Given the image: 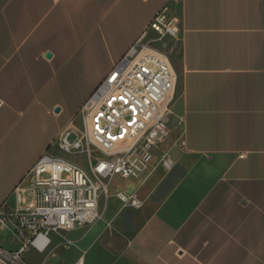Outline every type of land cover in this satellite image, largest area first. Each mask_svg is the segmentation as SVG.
Returning a JSON list of instances; mask_svg holds the SVG:
<instances>
[{
    "label": "crops",
    "instance_id": "crops-1",
    "mask_svg": "<svg viewBox=\"0 0 264 264\" xmlns=\"http://www.w3.org/2000/svg\"><path fill=\"white\" fill-rule=\"evenodd\" d=\"M166 6L180 21L173 116L185 144L171 153L175 172H156L164 175L148 217L131 255L116 264H264V0H0V207L17 209L38 162L24 163L34 140L31 129L15 130L14 118L26 104L56 119L65 112L56 113L60 103L50 96L41 100L55 65L105 66L103 81L133 44L154 34L149 26ZM20 247L10 232L0 234L4 251ZM58 250L48 248L40 262L32 261L34 249L22 258L89 264L88 252L70 261Z\"/></svg>",
    "mask_w": 264,
    "mask_h": 264
},
{
    "label": "built area",
    "instance_id": "built-area-1",
    "mask_svg": "<svg viewBox=\"0 0 264 264\" xmlns=\"http://www.w3.org/2000/svg\"><path fill=\"white\" fill-rule=\"evenodd\" d=\"M149 29L156 38L146 41L145 33L130 47L81 108V128L72 124L55 144L63 153L85 155L89 169L49 149L34 166L30 185L23 190L27 197L19 199L17 209L0 207V234L10 232L21 242L16 252L0 248L2 264H27L22 254L30 249L44 253L52 234L63 237L102 220L116 178L148 180L158 170L170 174L175 169L177 162L162 145L171 135L179 80L167 41L179 39L180 21L166 6ZM116 198L126 206L144 205L138 193L119 192ZM73 245L65 238L67 249ZM74 264H85L84 258Z\"/></svg>",
    "mask_w": 264,
    "mask_h": 264
},
{
    "label": "rangeland",
    "instance_id": "rangeland-1",
    "mask_svg": "<svg viewBox=\"0 0 264 264\" xmlns=\"http://www.w3.org/2000/svg\"><path fill=\"white\" fill-rule=\"evenodd\" d=\"M155 38V34H151L147 36L146 41H151ZM167 44V51L171 61L175 64L181 57L180 39L169 40ZM156 46L162 47V44L159 43L156 44ZM79 58L80 54L76 55L74 60L77 61ZM71 66H66L61 69L57 64L55 65V70L50 72L47 77L48 79L46 78L49 82L44 86V95L41 99L45 101L47 96L54 98L60 103V106H58L59 108L64 106V113L61 112L60 116L56 119L46 113L36 114L35 110L37 104H26V106H24L25 113L14 118L16 123L15 130L29 128L28 132L30 133L32 131L33 144L23 152L24 160L26 161L24 163H27L29 167L36 163L38 159L50 149L49 153L59 155L70 163L86 170L89 169L88 158L85 155L63 153L59 151L55 144L62 130L71 120H76V125L81 128V120L78 117L80 109L90 91L102 82L101 79L106 74L107 67L100 66L90 69L87 65H83L72 70ZM35 119L38 121L37 128L33 127ZM33 128L35 130H33ZM170 129V138L162 145V150L170 151L177 157L180 149L179 139L181 129L179 124L174 120L173 115L171 116ZM176 167L171 173L175 172ZM163 175L162 172H158L155 177L153 176L148 180L138 181L116 178L111 188L112 198L109 201L107 210L103 214L102 220L93 227L84 228L75 233H63V237L52 234L51 237L54 242L49 248L54 247L59 249L58 252L70 261L75 260L79 252L80 255L88 252L87 262L89 264H116L121 258L130 256L131 241L148 217L151 210V193L153 192L155 183ZM167 186L165 190L162 189L163 193H161V196L166 191L168 192L174 188V184H169ZM119 192H124L128 196L138 193L144 205L141 208H134L130 205L126 206L116 199V194ZM158 195H160V193ZM103 204L104 200H102V205ZM94 228H98L96 235L85 245L83 243V237L94 230ZM65 238L74 242V245L69 249L64 246ZM8 242L13 243V237H9ZM98 254H101L103 258H95ZM44 256V253H37L32 257V261L40 262Z\"/></svg>",
    "mask_w": 264,
    "mask_h": 264
},
{
    "label": "water",
    "instance_id": "water-1",
    "mask_svg": "<svg viewBox=\"0 0 264 264\" xmlns=\"http://www.w3.org/2000/svg\"><path fill=\"white\" fill-rule=\"evenodd\" d=\"M47 57H48V58H51V55H48ZM60 112H61V108H58V109L56 110V113L59 114Z\"/></svg>",
    "mask_w": 264,
    "mask_h": 264
}]
</instances>
